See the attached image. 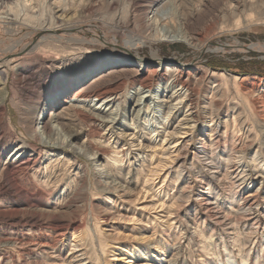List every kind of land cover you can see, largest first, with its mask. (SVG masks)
I'll list each match as a JSON object with an SVG mask.
<instances>
[{"label":"rangeland","instance_id":"obj_1","mask_svg":"<svg viewBox=\"0 0 264 264\" xmlns=\"http://www.w3.org/2000/svg\"><path fill=\"white\" fill-rule=\"evenodd\" d=\"M22 1L25 3L19 5V15L26 14L27 11H25V9H29L28 12H32L35 15L42 11L37 1L35 3H30L25 0ZM47 1L48 0H46L45 3H47ZM68 1H70V4L74 6L80 2L77 0ZM179 1L96 0V4L93 3L91 9L89 10L88 16L93 13L97 16H104L106 19H110L111 14H116L120 17L119 23L109 29L102 26L100 20H94L91 22L92 24H96L95 27H97V29L104 31L108 39L111 38L112 32L115 31L121 32V37L123 38H127L130 34L135 36H140V34L144 33L146 35L152 34L155 29L159 32L165 31L167 34L182 35L183 30L180 23L183 20H186L190 30L196 29L205 36L217 33V37L212 39L213 41L209 44L210 47L216 44L223 45L222 50L209 51L204 55L203 64L206 68L213 71H221L227 76L235 75L252 78L264 77V56L254 51L246 52L234 50L237 45L246 46L252 43H264V0ZM81 3L82 2H80L78 7ZM225 8L226 10H224ZM192 11H196V14L191 15ZM232 11L233 13H231ZM42 12L44 15L48 14V11ZM53 14L57 16L60 12H56L55 10ZM128 15H130L129 18L131 23H133L131 25H126L128 22ZM143 30L145 31L143 32ZM24 32L25 30H22L21 28L17 32L8 36L0 33V48L8 45L12 40H14V38L16 39L17 37L23 35ZM119 42L123 43L122 40H119ZM122 54L130 58V61L133 62L129 61L130 63H127V65L122 63L121 68H135V70L139 71L141 67L135 65L134 62L140 60L147 64L146 66L149 68V73H151L154 69H156L157 72H163L167 61L169 60L177 65L180 63H191L192 58H194L198 52L189 47L185 42H162L154 40V42H147L140 47H135L131 51L132 55H130L116 44L106 43L99 45L82 44L81 42H77L69 45L62 41V43L54 42L38 48H31L26 52V58H24L20 63L22 68L19 69L21 70L16 68L9 72L7 85H5L7 98L5 99V102H3L6 107V111H0V128L2 131L10 134L13 139L17 138L18 140H15L10 147H8L7 151L0 156V171L2 170V167L8 166V173L13 180L12 186L7 182L5 176L1 173L2 171L0 172V184L2 186L0 191L3 193L5 192V195L0 197V237L3 236L4 231H22L25 238L26 236H29V242H32V244L28 242L24 245V247L26 246L27 248L25 247L21 249H19V246L9 247V249L4 248L6 249L5 252H7V254L11 253L13 256L15 255L14 260H16L18 254L24 256L25 251H30L32 255L30 256L31 262L29 264H59L60 261H58L57 258H64L68 251L65 243L69 241V238L66 239L64 237H69L72 232V228L74 227L67 229L64 225L57 226L54 224V226L53 222L57 220L60 224L80 223L82 225L79 227L80 229L85 226L91 231L96 245L95 252L89 245H87L92 250L91 252V250L88 249L89 247H86V249H88L87 257L89 258L90 263L89 261L84 260L80 262L81 264H167L166 260L169 258L168 254L172 248L174 236H177L180 243L182 242L175 264H229L227 253L225 251H221L223 243L229 247L232 257L235 260V262H233L234 264H242L241 255L243 256V254L247 252L249 254L247 264H264V172L252 169L250 161L252 156L257 153L256 151L258 149H264V134H258L256 137H252V140L244 145V147L240 144L237 145V148H235V150H242V153L237 154L236 156L243 155V160L249 165L245 167L247 169L246 172L248 173L245 177V184L237 189L234 196L230 195L231 193L226 190V185H222L219 181H216V178L212 175L211 170H206L205 164L200 165L207 173L208 177L206 178H210L213 181L208 195L213 199L215 197L214 193L218 194L217 200L222 202L220 205L222 208H226L230 211L232 210L231 208H235L244 196L252 194L248 203H255H253V214L250 216L249 213H245L246 217L242 219L244 222L241 221L238 227V231L240 232L250 231L253 234L252 241L247 244L246 248L244 247V250L246 249L244 253L238 250L235 244H233L231 238L235 235H227V232L232 229H228L227 231V229L223 228L222 225H217L210 212L206 211L205 205L197 198V194L207 192V180L204 178V183L195 182V179L198 178L195 173L189 174V179L194 181L192 184L193 186L191 185V189L188 192L190 197H187L186 194L181 196L182 192L179 191L182 188V185L174 182V179H172L171 183L166 186L165 183L162 184L161 181L158 182V178L155 183H151L152 188H150V182L144 184L142 176H139L137 180L135 173L128 175L129 180H127L126 183L118 180L111 182V180L101 179L104 184L107 183L106 186L111 187L113 191H116H114L115 194H113L114 196L109 202H107L108 199L104 197L105 192L101 191L103 189L102 187H98V190L92 193L90 192V189H88V192L83 190L86 194V199L65 198L63 200L61 198L60 200L58 198H52V196H47L45 189L41 190L37 187L28 189L27 186L16 184L18 181L14 175L18 170L17 164L20 162H18L17 156L15 155V147L20 144V140L28 138L25 132H29L27 128V121L30 115H28L26 111L24 112V108H28L29 105L38 106L33 110L31 117L32 120H34L35 128H37L39 134H41L40 126L42 122L48 121V117L42 115V110L39 108L40 104L36 105L37 101H42L43 97L48 95L55 88H58L59 85L64 82L68 83L67 81H69L71 77H76L78 71L74 70L77 69L80 71L86 67L87 64H89L87 62L92 61V58L102 57L104 62L108 61L109 63L111 60L116 58V56ZM75 62L79 64L77 68L72 66L70 69H67L68 66ZM71 69H73V75L70 73ZM103 69L98 70L97 73L99 71L101 72ZM94 75V72L91 73L82 82L76 84L66 95L70 97L80 84L88 82V80H90ZM133 76L134 74L131 72L123 71L119 72L117 75V78H120V81L118 79L117 80L119 81L118 84L120 86L122 96H124L123 98H126L127 100L126 102L124 100V102L119 103L123 99L121 97L120 101L111 102L110 104H107L108 106L105 108L102 106L100 109H97V112L93 110L94 104H91L90 101L88 103L90 106L85 105L82 109H80V111L86 115L93 112L97 116L103 117L104 120H107L108 123L104 122L100 127L102 131L104 128H107V125H109L108 127L116 133L119 131L129 133L136 130L140 132L143 131L142 133L145 134L146 130L142 126L145 121V117L143 116L146 114L145 108L149 106L148 111L151 112H149L147 123L152 124L149 129H152L155 125H163V123H156L160 121L163 116H165V113H167L169 109L163 107L161 110L159 108L158 100L160 99L156 96L160 91H154L153 93L155 96L147 98L144 103V97H142L139 101V105L137 106L135 101L139 96H143L144 91L137 90L136 83L132 81ZM165 80L159 83V89L164 88L165 92L168 89L166 95L169 96L174 88L167 85ZM102 87L104 88V86ZM1 90H4L2 84H0V91ZM28 91L34 93L33 97L29 96ZM196 93L199 97H203L204 94H208L199 88L196 90ZM94 102L95 101H93V103ZM116 104L118 105L116 106ZM61 106L62 105H59L56 111L62 109ZM72 109L73 108L70 107L68 108L70 111L69 113H72ZM138 109H140V113L137 115L136 112ZM48 110L49 109H46L44 111L48 112ZM143 110L144 113H142ZM174 110L178 111L175 112V114L171 113L172 115H170L167 120V122H169V126L167 128L169 132L175 131L173 130V126L178 125V121L182 116L181 112L183 111V108H175ZM225 114V108H222L219 112L221 120L225 118ZM10 116L12 118L11 122H13L16 127L10 122ZM151 116L153 118H151ZM249 118L253 119L254 116H250ZM131 119L134 120L133 124ZM204 119L205 118L202 116L199 128H194L191 135H186L185 137V139H189L190 137L193 139L190 140L191 143L188 148V154H186L187 156L184 158V161H186L187 164H185V168L189 165V161L193 156L192 153L194 152V148L200 145V141L197 140V138L203 137L202 134L204 133L203 142L209 144V137H207V134L209 133V120L206 119V121H204ZM154 120L156 121L155 123L153 122ZM7 122H10V124H5ZM261 122L262 119L256 117L255 128L252 132L253 135L255 134V131L259 129ZM79 126L82 127L80 121L66 122V129L64 130V132H66L65 136L71 133V130L78 128ZM222 129L223 128H219L218 130L221 131ZM181 134L182 133L178 135L181 136ZM40 136L43 141L46 140L45 134H41ZM84 137L85 134L80 133L78 138L74 137V139L70 141L71 146L64 148L70 152L68 155L64 154L61 149H57L54 155L50 156L51 160L54 158L65 157V159L69 158L70 161H72L73 156L76 155V163H79L83 168L80 170L78 175L82 176L87 183H91L96 180L95 175H97V169L101 168L105 170V166H103V160H98V162L93 163L92 159H89V151L87 149L85 151H83V149H77V147L82 143L81 140H83ZM70 138L71 137L69 136L68 140ZM171 140L173 142L172 144H174V140L176 141L177 137L172 138ZM29 141H31L30 138ZM47 141H49L48 138L46 142ZM229 143L230 141L228 144ZM29 145L32 146L31 142ZM46 148L48 147L43 148L42 151H47ZM137 153V150H132V154L130 156L132 161V166H130L131 170L138 168L142 161H144V164L147 165V162H145V155L141 154L140 156L142 157L138 158L139 156H137ZM258 155L264 159V153H260ZM46 160L42 159L43 162ZM182 161L183 160H180V163ZM60 162H65V165L61 166L58 172L59 178L62 177L63 181L67 182L70 180V174L74 172V166L68 165L67 159H62ZM99 163H101V165H99ZM262 163L263 165L261 168L264 170V160ZM176 166L177 165H175V163L167 165V168L169 169H167L166 173L168 170L170 171V178L174 175V169ZM26 171L28 172V170ZM121 171L122 176L125 177V174L128 171L127 162L122 167ZM187 175L186 170H184L183 176L186 177ZM160 176L162 180L164 175L160 174ZM24 183L26 184L25 180ZM224 186L225 188H223ZM76 191L78 190L75 189L74 193ZM79 191L81 192V189H79ZM21 192L25 194L24 197L18 195ZM59 192H61V190ZM7 193H9V195ZM10 193L14 194L15 198L10 196ZM229 196L231 198H229ZM183 200L185 203L182 202ZM175 203H177V205ZM169 213L172 215H169ZM230 215L234 216L233 214ZM131 218H133V220H127ZM96 219L99 220L98 227L95 226ZM199 220L201 221L199 222ZM254 220L258 223H252ZM27 223L29 225H27ZM198 223L200 225H198ZM39 225L42 228H40ZM55 230L57 231L56 233ZM195 231H201L202 234L207 236L210 234L209 231H214V237H212L210 242H206L207 238L202 237L199 233L195 234ZM233 231H237V229ZM58 232H62V234L65 235L64 237L62 236L63 238L59 237V240L54 243L53 248H48L46 246L39 247L40 245L37 244L39 236H44L46 238L47 235L54 236ZM150 235L153 236L150 237ZM222 238H224V241H222ZM147 239H151L155 243L149 245L146 241ZM107 241L109 244L106 245ZM202 243L209 246L203 249L201 247ZM129 246H132L133 250L131 252L132 255L127 258L128 261L123 262L118 260L119 258H123V256L120 257L121 255L127 256ZM59 252L60 255H57ZM13 263L15 264L16 262L7 257L1 264Z\"/></svg>","mask_w":264,"mask_h":264},{"label":"bare ground","instance_id":"obj_2","mask_svg":"<svg viewBox=\"0 0 264 264\" xmlns=\"http://www.w3.org/2000/svg\"><path fill=\"white\" fill-rule=\"evenodd\" d=\"M25 1L30 3H35L37 1L42 11H48V14L44 15L43 12L40 11L39 14L35 15L32 12L29 13V9H25V11H27L26 14L19 15L18 7L20 4L25 2L22 0H0V33L8 36L14 32H17L21 28L22 30H25L23 35L17 37L16 39L14 38L11 43L3 48H0V84L3 85L4 89L0 91V111H6V107L4 106L3 102H5V99L7 98L5 85H7L9 72L16 68H22L20 63L24 58H26L25 55L28 50L31 48L34 49L44 46L48 43H62V41L69 45L75 44L77 42H81L82 44L99 45L109 43L119 45L120 48L132 55L131 51L135 47H140L147 42L159 40L162 42H185L189 47L195 49L198 54L192 58L191 63H180L177 65L170 60L167 61L165 70L163 72H157L156 69H154V71L149 73V68L146 66L147 64L140 60L134 62L135 65L141 67L139 70L140 72L135 70V68H121L122 63L127 65V63L133 62L130 61V58L124 56L123 54L116 56V58L111 60L109 63L108 61L104 62L102 57L94 59L92 58V61L87 62L89 64H87V66L83 69L80 71L77 69L74 70L78 71L76 77H71L69 81H67L68 83H62L58 88H55L52 92L43 97L42 101L36 102V105L40 104L39 108L42 110V115L48 117V121L42 122L40 126V132L43 135L45 134L46 140L48 138L49 141L46 142V140L43 141L41 139V134H39V131L37 128H35L34 120H32L31 117L33 110L38 106L29 105L28 108H24V112L26 111L28 115H30L27 121V128L29 132H25L28 138L20 140V144L16 145L15 147V155L17 156L18 162H20L17 164L18 170L14 175L18 181L17 183L14 181L16 184L27 186L28 189L35 187L41 190L45 189L47 196H52V198H58L60 200L61 198L63 200L65 198L86 199V194L83 192V190L88 192V189H90V192L92 193L96 192L98 187H102L103 189L101 191L105 192L104 197L107 198V202H109L112 200L114 196L113 194H115L116 191L114 190V192L111 187L106 186L107 183L104 184L101 179L111 180V182L118 180L126 183L127 180H129L128 175L135 173L137 180L139 176H142L144 184L150 182V188H152L151 183H155L156 179L158 178V182L161 181V183H165L166 186L171 183L172 179H174V182L182 185V188L179 191L182 192L181 196L186 194L187 197H190L188 192L190 191L191 185L194 183V181L189 179V174L195 173V175L198 177L195 179V182L197 181L199 183H204V178L208 177L205 170H203L200 166L204 164L207 171L211 170V173L216 178V181H219L220 184L227 186L226 190L230 192V195L232 196H234L240 186L245 184V177L248 175L246 172L247 169L245 167H247L249 164L243 160V155L236 156L237 154H241L242 150H235V148H237V145L240 144L244 147V145L252 140V137L254 138L258 134H264V77L252 78L235 75L227 76L221 71H213L206 68V66L203 64L204 55L209 51L222 50L223 47L222 44H216L212 47L209 46L211 41H213L212 39L217 37V33L210 34V36H205L196 29L190 30L188 28L187 21L183 20L180 23L183 30L182 35L170 33L167 34L165 31H163V33L156 31L155 29L154 32L151 31L152 34L146 35L144 33L145 35L140 34V36L130 34L127 36V38H123L121 37V32L115 31L112 32L111 38L108 39L106 37V33L97 29V27H95L96 24H92L91 22L94 20H100L102 26L109 29L119 23L120 17H118L116 14H111V18L106 19L104 16H97L93 13L92 15L88 16V12L96 0H77L82 2L79 7L78 5L80 2L74 6L70 4V1L68 0H48L47 3H45L46 0ZM55 10L56 12H60V14L55 16L53 14ZM224 10H226V8ZM191 13V15H195L196 11H192ZM231 13H233V11ZM129 16L130 15L127 16L128 22L126 25L133 24L131 23ZM144 31L145 30H143V32ZM119 40H122L123 43L119 42ZM234 50L246 52L254 51L264 56V43H252L246 46L237 45ZM61 51L64 52L63 50ZM72 66L77 68L79 64L75 62L68 66L67 69H70ZM100 69L103 70L97 73V71ZM72 70L73 69L70 70V73L73 75L74 73ZM121 71L131 72L134 74L132 81L136 83L137 90L144 91V94L142 93L143 96H139L135 101L137 106L139 105V101L142 97H144V103L147 98L155 96L153 93L154 91H160V94L158 93L156 96L158 99H160L158 100V106L161 110L163 107L169 109V111L165 113V116H163V120L161 119V122L158 121L156 123H163V125H155L152 129H149L152 126V124L147 123L149 112H151L148 111L149 106L145 108L146 114L143 116L145 117L144 119L146 121H144L142 125L146 130L145 134L142 133L143 131L140 132L136 130L129 133L123 131L116 133L115 131L113 132L110 127H108L109 125H107V128H104L105 130L103 129L102 131L100 127L104 122L108 123L107 120H104L103 117H99L93 112H90L88 115H86L80 111L83 106H90V104L88 105L90 101L91 104H94L93 110L95 111H97L98 108L100 109L102 106L105 108L108 106L107 104H110L111 102L120 101V98L124 97L122 96L120 86L118 84L120 78H117L118 73ZM93 72L95 75L90 80H88V82L80 84V86L74 90L70 97L66 95L76 84L82 82ZM164 80L166 81L167 85L174 88L171 95L169 96L166 95L168 89L166 92L164 88L159 89V83ZM102 86H104V88ZM198 88L203 92H207L208 94H204L203 97H199V95L196 93ZM30 91H28V94L29 96L33 97L34 93H31ZM124 100L125 102L127 101L126 98H123L119 103L124 102ZM93 101L95 102L93 103ZM59 105H62V109L56 111ZM117 105L118 104H116V106ZM69 107L73 108V111H71L72 113H69ZM175 108H183V111L181 112L182 116L178 121V125L173 126V130L175 131L169 132L167 130L169 122H167V120L169 116L172 115L171 113L175 114V112L178 111H175ZM222 108H225L226 111L225 118L223 120H221L219 117V112L222 110ZM46 109H49L48 112L44 111ZM139 113L140 109L137 110L136 114L138 115ZM142 113H144V110ZM202 116L205 118L204 121H206V119L209 120V133L207 134V137H209V144L203 142L205 134L202 132L203 137L197 138V140L200 141V145L194 148L193 153L191 152L193 156L189 161L188 167L185 168L186 161H184V158L187 156L186 154H188V148L191 143L190 140H193L191 137L189 139H185V137L186 135H191L194 128H199ZM250 116H254V118L250 119ZM256 117L262 119V122L259 125V129L256 130L255 134L253 135L252 132L255 128L254 126ZM151 118L153 117L151 116ZM11 119L12 118L10 116V122L12 121ZM77 121L81 122L82 127L79 126L74 130L70 129L71 133L65 136L66 132H64V130L66 129V122ZM131 121L133 124L134 120L131 119ZM10 122L5 124L8 125ZM153 122L155 123L156 121L154 120ZM11 123L15 126L13 122ZM219 128L223 129L220 131L218 130ZM80 133L85 134V137L83 140H81L82 143L77 147V149H83V151L87 149L89 151V159H92L93 163L98 162V160H103V166H105V168H103L105 170L98 168L97 175H95L96 180H94V182L87 183V181L82 176L78 175L80 170L83 168L79 163H76L77 157L74 155L72 161H70L69 158H66L68 165L74 166V172L70 174V180L64 182L62 177L59 178L58 172L61 166L65 165V162H60L62 159L66 160L65 157L54 158L51 160L50 155H54L57 149H61L64 154L68 155L70 152L64 148L71 146L70 141H72L74 137L78 138ZM180 133H182L181 136L178 135ZM69 136L71 138L68 140ZM175 137H177V140H174V144H172L173 142L171 139ZM29 138L31 141H29ZM15 140L18 139H13L10 134L2 131L0 128V156L7 151L8 147H10V145ZM229 141L230 143L228 144ZM30 142L32 146L29 145ZM45 147H48L46 148L47 151H42V149ZM132 150L138 151V158L142 157L140 156L141 154H144L147 165H145L144 161H142L138 168L131 170L130 166H132V161L130 156L132 154ZM256 152L258 154L264 153V149H258ZM257 153H255L250 159L252 169H255V171L261 170V172H264V170H262L263 168H261L263 165L262 161L264 159ZM42 159L47 160L43 162ZM180 160L183 161L180 163ZM126 162L128 171L126 172L125 177H123L121 169ZM172 163H175L177 166L174 169V175L170 178V171L168 170L167 173L166 171L169 169L167 168V165ZM99 165H101V163H99ZM7 168L8 166L2 167V172H0L5 176L7 182L12 185L13 180L11 179ZM26 170H28V172ZM184 170H186L188 174L186 177L183 176ZM160 174L164 175L162 180ZM24 180L26 181V184L24 183ZM206 180L207 192H201V194H197V198L205 205L206 211L210 212L217 225H222L223 228L227 229V231L228 229H232L231 231L227 232V235H235L231 238L233 244H235L238 250L244 253L246 250H244V247L246 248L247 244L252 241L253 234L250 231L240 232L238 231V227L240 222L243 221L242 219L246 217L245 213H249L250 216L253 214V205L255 203H248L252 194H247L244 196L243 199L235 206V208H231L232 210L229 211L226 208H222L220 206L222 202L217 200L218 194L214 193L215 197L213 199L210 198L208 192L210 191L213 181L210 178H206ZM0 188H2L1 184ZM223 188H225V186ZM75 189L78 191L74 193ZM79 189H81V192ZM60 190L61 192H59ZM4 193L0 191V197L5 195ZM7 194L9 195V193ZM18 195L21 197L25 196L23 192L19 193ZM10 196L15 198L14 194L10 193ZM229 198L231 197L229 196ZM182 202H184V200ZM175 204L177 205V203ZM230 214H233L234 216H231ZM169 215L172 214L169 213ZM127 220H133V218ZM200 221L201 220H199V222ZM98 222L99 220L96 219L95 226L97 227ZM252 223L257 224L258 222L254 220ZM54 224L57 226L64 225V227L67 229H70L71 227L76 229L72 228V232L69 237H64L65 234H62V232H58L54 236L47 235L46 238L44 236H39L37 243L40 245L39 247L46 246L48 248H53L54 243L59 240V237L63 236L66 239L69 238V241L65 243L68 251L64 258H57L58 261H60L59 264H81L80 262L84 260H87L90 263V260L87 257V250L91 247L95 252L96 246L91 231L84 225V227H81L80 229L79 227L82 226L80 223L60 224V222L56 220L53 222V225ZM27 225L29 224L27 223ZM198 225L200 224L198 223ZM235 229H237V231H233ZM56 232L57 231L55 230V233ZM194 233H199L202 235V237L207 238L206 242H210L212 237H214V231H209L210 234L208 236L202 234L201 231H195ZM23 236L24 234L22 231L3 232V236H1L2 239L0 237V264L3 262V260H6L7 257L11 258L12 261H15V264H29L31 262L30 256L32 253H30V251H25L24 256L18 254L16 260H14L15 255L13 256L11 253L7 254V252H5L6 249H4H9V247L16 246H19V249L25 248L26 246L24 247V245L29 242V236H26V238ZM152 236L153 235H150V237ZM222 239V241H224V238ZM146 241L149 245L155 243L151 239H147ZM29 243L32 244V242ZM172 243V248L168 254L169 258L166 260L167 264H175L182 242L180 243L179 239H177V236H174ZM107 244H109L108 241L106 242V245ZM208 246L209 245L204 243L201 244L203 249L207 248ZM86 247L89 248L86 249ZM221 247V251H225L228 255V263L234 264L233 262H235V260L232 257L229 247L225 243H223ZM132 250L133 247L129 246L127 256L121 255L120 257L123 256V258H119L118 260L127 262V258L132 255ZM57 255H60V252ZM241 257L242 264H247V261L249 260L248 252L243 254V256L241 255Z\"/></svg>","mask_w":264,"mask_h":264}]
</instances>
